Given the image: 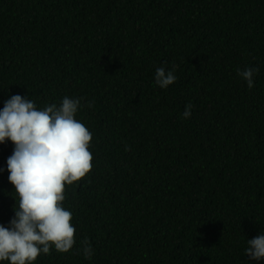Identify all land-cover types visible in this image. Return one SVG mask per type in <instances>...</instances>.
Masks as SVG:
<instances>
[{"label": "trees", "instance_id": "1", "mask_svg": "<svg viewBox=\"0 0 264 264\" xmlns=\"http://www.w3.org/2000/svg\"><path fill=\"white\" fill-rule=\"evenodd\" d=\"M161 66L175 68L167 89ZM246 68L258 70L252 88ZM14 94L39 108L82 98L76 119L93 136L92 171L63 202L76 244L34 264H252L248 239L264 231V0H0V109ZM13 148L0 144L4 225Z\"/></svg>", "mask_w": 264, "mask_h": 264}, {"label": "clouds", "instance_id": "2", "mask_svg": "<svg viewBox=\"0 0 264 264\" xmlns=\"http://www.w3.org/2000/svg\"><path fill=\"white\" fill-rule=\"evenodd\" d=\"M257 69L246 68L238 75L254 87ZM177 80L175 68H156L155 84L167 89ZM82 98L64 96L57 104L37 107L34 100L10 95L0 109V144L14 145L7 159L8 180L14 185V218L0 224V264H34L37 258L57 252L67 253L76 244L73 214L63 206L66 185L85 178L93 168L90 151L93 136L78 119ZM88 107H92L89 102ZM192 105L183 116L192 115ZM4 169H0V172ZM85 259L93 249L85 240ZM246 255L252 264L264 262V231L248 239Z\"/></svg>", "mask_w": 264, "mask_h": 264}]
</instances>
